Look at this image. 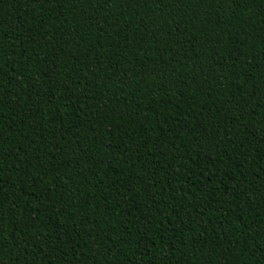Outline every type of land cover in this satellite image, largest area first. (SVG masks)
Returning <instances> with one entry per match:
<instances>
[{
    "label": "trees",
    "instance_id": "1",
    "mask_svg": "<svg viewBox=\"0 0 264 264\" xmlns=\"http://www.w3.org/2000/svg\"><path fill=\"white\" fill-rule=\"evenodd\" d=\"M0 264H264V0H0Z\"/></svg>",
    "mask_w": 264,
    "mask_h": 264
}]
</instances>
